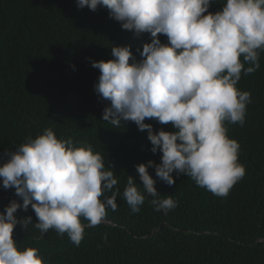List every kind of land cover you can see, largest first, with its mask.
<instances>
[{
    "label": "trees",
    "instance_id": "trees-1",
    "mask_svg": "<svg viewBox=\"0 0 264 264\" xmlns=\"http://www.w3.org/2000/svg\"><path fill=\"white\" fill-rule=\"evenodd\" d=\"M215 2L212 13L226 0ZM159 39L168 43L163 34ZM150 42L148 33L123 30L106 8L79 9L77 0H0V166L27 138L51 128L77 146L91 144L105 157L106 167L113 166L120 189L117 210H107L109 222L87 228L79 246L54 230L41 234L30 205L16 216H31L32 224L25 230L18 223L13 239L21 250L39 248L48 264H264V52L260 68L242 72L237 84L251 93L244 125H226L228 137L240 144L244 178L223 198L186 174L173 172L175 183L168 186L149 168L157 192L172 195L178 206L167 214L157 212L146 196L140 212L133 214L123 199L127 176L142 190L136 166L148 161L159 165L162 153L151 152L147 131L134 122L115 127L102 119L110 102L95 92L100 72L91 64L113 59V46H130L140 61L143 45ZM145 123L154 132L175 131L154 119ZM12 200L23 203L15 189L5 190L0 181V212Z\"/></svg>",
    "mask_w": 264,
    "mask_h": 264
},
{
    "label": "clouds",
    "instance_id": "clouds-1",
    "mask_svg": "<svg viewBox=\"0 0 264 264\" xmlns=\"http://www.w3.org/2000/svg\"><path fill=\"white\" fill-rule=\"evenodd\" d=\"M213 3L77 0L79 9L106 8L123 30L151 37L143 45L140 61L130 46H113V59L91 64L100 72L94 90L110 102L102 119L115 127L121 121L134 122L140 131H147L151 152L162 153L159 165L148 161L136 166L142 190L127 176L123 199L133 214L140 212L146 196L152 197L157 212L167 214L178 206L172 195L157 192L149 168L154 167L156 177L168 186L175 183L173 172L186 174L197 186L223 198L246 174L239 162L240 144L228 137L226 125L243 126L252 102L251 93L239 90L237 84L242 72L249 75L260 68L264 0H226L215 13L209 11ZM161 34L168 43H161ZM146 119L170 124L175 131L154 132ZM77 143L46 128L7 153L0 181L5 190L15 189L23 203L12 200L0 212V264H48L39 248L21 250L13 239L18 223L25 230L32 224L31 216L17 219L18 209L27 211L30 205L38 219L34 227L41 234L54 230L76 246L87 228L109 222L108 209L117 210L120 189L113 166L106 167L105 157L91 144Z\"/></svg>",
    "mask_w": 264,
    "mask_h": 264
}]
</instances>
